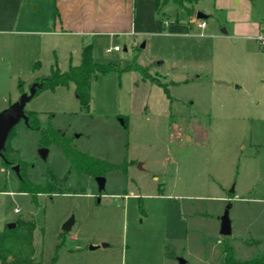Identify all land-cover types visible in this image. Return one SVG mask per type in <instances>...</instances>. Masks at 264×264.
Returning a JSON list of instances; mask_svg holds the SVG:
<instances>
[{
	"label": "rangeland",
	"instance_id": "obj_1",
	"mask_svg": "<svg viewBox=\"0 0 264 264\" xmlns=\"http://www.w3.org/2000/svg\"><path fill=\"white\" fill-rule=\"evenodd\" d=\"M256 2L259 4L257 6L256 3L257 12L264 14V0ZM189 6L192 8L194 5ZM165 7V18H168L165 20L176 19L173 3L169 1ZM194 8L208 15L203 18L208 24L205 30L216 24V17H222L211 12L212 0H201ZM191 17H195V13ZM191 25L198 30L194 22ZM88 43L92 44L94 62L114 63L124 68L135 61L146 67L148 78L143 80L134 70L121 74L115 71L98 74L91 83L88 111L80 109L73 88L61 86L55 91H41L26 103L24 110L33 106L42 123H46L51 114L53 126L72 137L73 145L80 151L107 159L113 164L126 160L127 174L120 170L107 172L106 185L101 192L92 176L83 177L78 184L76 173L71 171L62 181L68 170V159L55 146L43 159L35 152L37 133L28 130L27 135L20 134L16 143L19 155L32 164L27 170L29 177L34 182L45 183L48 168L57 175L59 182L55 183V188L62 193L40 194L35 203L29 194L15 192L17 176L13 167L16 165L4 166L0 158V229L18 218L34 221V245L42 251V264H171V261L174 264L179 257L185 259L186 255H190L186 252L192 257L184 264H192L191 261L202 264L199 259L203 251L216 247L220 249L221 241L217 239L222 240L223 236L215 232L212 223L217 216L205 213L193 223L186 218L190 225L187 251L181 252L179 247L168 244L173 257L162 259L163 248L158 250V246L164 239V233L159 210L156 209L158 201L153 198L158 182L152 175L159 176L164 193L193 196L203 193L193 192L194 188L188 189L181 184L183 178H177L174 170L176 164L186 157L198 154L207 144L216 146L218 142L216 134L208 132L211 117L203 110L207 103L205 93L169 84L168 79L182 76L169 72L171 48L160 37L142 38L140 34L118 33L94 36L88 38ZM143 43L144 47H141ZM114 45H118L120 50L106 51L107 47ZM59 51L52 65L45 63L38 75H49L53 66L66 71L70 61L73 63L78 55L72 51L70 60L67 49ZM162 59L166 60L165 65L156 67ZM157 68L160 73H167V78L155 73ZM186 78H190L188 82L203 83L208 77L193 80L188 75ZM157 82L167 84L170 98ZM174 96L183 101L174 99ZM186 98H192L195 107L184 102ZM121 118L126 120L127 128L123 127ZM23 124L20 120L9 135L6 145L9 144L10 148H14L12 140L16 137V127ZM9 155L16 156L11 151ZM139 162L145 163L142 170H139ZM126 183L129 189L136 191L132 192L136 193L135 196L123 192L128 189ZM81 188L85 192H81ZM246 195L263 197L264 192ZM191 202L200 207L207 201L204 203L196 199ZM15 207L20 208V213L14 212ZM71 217L73 223L70 230L63 231V224ZM238 221L243 231L246 227L250 229L240 236L239 244L233 246L235 255L245 257L263 253L262 245H257L260 240L256 244H247L246 241L256 240L263 234L264 201L254 202L250 212L243 211ZM244 239L247 240L243 242ZM91 246L96 247L91 249Z\"/></svg>",
	"mask_w": 264,
	"mask_h": 264
},
{
	"label": "crops",
	"instance_id": "obj_2",
	"mask_svg": "<svg viewBox=\"0 0 264 264\" xmlns=\"http://www.w3.org/2000/svg\"><path fill=\"white\" fill-rule=\"evenodd\" d=\"M200 1L191 4L196 6ZM212 1L211 12L222 17H216V24L208 30H205L207 22L203 29L195 25L198 30H194L191 24L196 13L208 16L194 6L195 17H191L173 4L176 19L164 25V19L168 20L166 7L157 13L153 0H0V111L17 101L22 93L29 92L33 80L40 76V68L45 63L51 66L60 49H67L69 59L72 51L77 53L69 65H78L82 47L89 44L88 38L118 33L160 37L171 48L169 72L182 76L168 79L169 84L205 93L207 103L203 110L211 117L208 132L216 134L218 142L216 146L207 144L198 154L186 157L174 170L177 178H183L181 184L194 188L193 192L203 193L194 196L164 193L159 176L152 175L158 182L153 198L158 201L156 209L164 233L158 246V250L163 248L162 259L168 244L179 247L181 252L187 251L188 220L193 223L205 213L215 214L217 220L213 219L212 223L219 234L220 216L227 206L232 243L239 244L240 236L250 229L246 227L243 231L240 227L238 220L242 212H250V206L256 201H264V195L245 197L246 193L264 192V48L256 41L264 14L257 12L256 0ZM112 47L106 51H115L107 50ZM165 61L159 60L156 67L162 68ZM35 63L38 66L34 69ZM158 68L154 72L159 74ZM188 75L193 80H200L201 76L208 78L203 83L188 82ZM61 87L75 89L74 83ZM174 99L183 101L175 96ZM184 100L195 107L192 98ZM28 110L36 111L33 106ZM27 131L25 124L16 127V137L12 140L15 149L20 151L16 139L22 133L27 135ZM52 146L48 147V154ZM35 152L38 153V146ZM144 167L145 163L139 162V170ZM123 192L136 195L129 188ZM196 199L207 204L194 206L191 201ZM14 212L20 213V208L15 207ZM263 238L264 230L256 239L260 240L257 245L264 249ZM186 254L190 255L183 259L188 261L192 256ZM201 255L202 264H225L224 255L217 247ZM253 255L236 254V257L247 259Z\"/></svg>",
	"mask_w": 264,
	"mask_h": 264
},
{
	"label": "trees",
	"instance_id": "obj_3",
	"mask_svg": "<svg viewBox=\"0 0 264 264\" xmlns=\"http://www.w3.org/2000/svg\"><path fill=\"white\" fill-rule=\"evenodd\" d=\"M171 1L178 8L183 9L187 15L194 14L195 11L189 6L197 0H153L156 12H160L162 7ZM38 63L34 64V69ZM126 70L137 71L143 80L148 78L147 69L132 61L128 66L121 68L114 63H97L92 58V44H86L81 50V61L78 65L70 64L66 71H61L57 66L51 68L50 74L40 76L33 80L35 93L38 95L43 90L53 91L57 86H68L69 83H74V92L78 99L80 109L89 110L90 103V88L92 80L97 78L98 74H105L115 71L121 74ZM158 85L168 95V86L166 83L157 82ZM21 89V82L18 84ZM26 115L25 128L37 133V146L48 148L50 145L55 146L68 159L69 166L66 174L61 180H65L71 171H74L79 184L83 177L105 176L109 171L120 170L125 175L127 174V161L123 160L120 164H113L107 159L91 156L87 152L78 150L73 145L72 137L64 134L62 129H57L51 123V114L48 115V121L42 123L39 114L36 111L24 110ZM122 119V118H121ZM122 125L127 128L126 120L122 119ZM15 125L9 130L3 149L1 150L4 166H18V172L14 169L17 176V192L27 193L31 196L33 202H37V196L40 194L62 193L57 190L58 177L50 169L47 168L48 180L45 183L34 182L28 175V168L31 167V162L21 159L19 150L10 148L6 145L7 139L13 131ZM15 153L16 156H10L9 152ZM14 168V167H13ZM54 183V184H52ZM85 192L84 188L80 189ZM140 210L143 213V208L140 205ZM14 227L8 228L5 226L0 230V264H42V251L37 250L34 245V232L36 224L34 221L18 218L14 221ZM264 239V238H263ZM220 252L224 255L225 264H264V252L254 254L247 259H239L235 255L230 235L223 236L220 240ZM259 240L246 241L247 244H256ZM165 256L173 257L170 252L169 245L165 246Z\"/></svg>",
	"mask_w": 264,
	"mask_h": 264
},
{
	"label": "water",
	"instance_id": "obj_4",
	"mask_svg": "<svg viewBox=\"0 0 264 264\" xmlns=\"http://www.w3.org/2000/svg\"><path fill=\"white\" fill-rule=\"evenodd\" d=\"M196 18L203 19L205 18V15H203L200 12L196 13ZM144 46V43L141 44V47ZM35 93L34 85L30 87V90L28 93H22L17 101L10 104L7 108L0 111V157L2 156L1 150L4 147L7 135L9 130L16 125L20 120H23V122H26V115L24 113V108L27 102H29ZM122 123V119L120 120ZM39 155L45 159L48 148L40 147L38 148ZM14 169L16 172H18V166H14ZM97 189L99 192H101L105 188L106 178L105 176H96L94 178ZM73 223V217L69 218L62 226L63 231L70 230ZM15 223L10 222L7 224L8 228L14 227ZM219 234L222 236H228L231 234V225H230V218H229V208L228 206L224 209L223 214L220 216V229ZM102 246H105L103 244ZM96 246H91L90 248L93 249ZM179 264H184L185 260L181 257L178 258Z\"/></svg>",
	"mask_w": 264,
	"mask_h": 264
},
{
	"label": "built area",
	"instance_id": "obj_5",
	"mask_svg": "<svg viewBox=\"0 0 264 264\" xmlns=\"http://www.w3.org/2000/svg\"><path fill=\"white\" fill-rule=\"evenodd\" d=\"M193 22L195 23V25L200 28V29H203L206 25L205 21L203 19H198V18H194ZM164 25H167L168 24V21L164 19L163 21ZM256 41H257V44L259 45V47L261 48H264V23L261 25L257 35H256ZM108 51L109 50H119V46L118 45H115L113 46L112 48H109L107 49ZM16 211H18V209H16Z\"/></svg>",
	"mask_w": 264,
	"mask_h": 264
}]
</instances>
